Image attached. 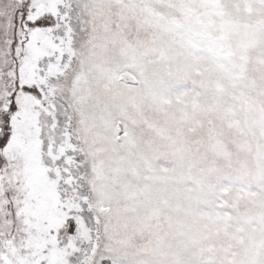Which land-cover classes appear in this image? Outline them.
<instances>
[{
	"label": "snow or ice",
	"instance_id": "6c2138e0",
	"mask_svg": "<svg viewBox=\"0 0 264 264\" xmlns=\"http://www.w3.org/2000/svg\"><path fill=\"white\" fill-rule=\"evenodd\" d=\"M0 264H264V0H0Z\"/></svg>",
	"mask_w": 264,
	"mask_h": 264
}]
</instances>
